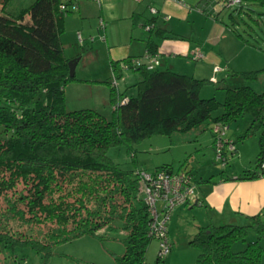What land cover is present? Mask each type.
Listing matches in <instances>:
<instances>
[{
    "label": "trees",
    "instance_id": "1",
    "mask_svg": "<svg viewBox=\"0 0 264 264\" xmlns=\"http://www.w3.org/2000/svg\"><path fill=\"white\" fill-rule=\"evenodd\" d=\"M0 1L4 10L9 0ZM257 1L264 5V0ZM60 3L33 0L16 14H0V125L6 133L0 136V244L8 250L29 246L46 260L57 244L83 235L102 239L101 233L121 228L124 251L114 257L115 264H146L153 237L141 197L138 172L144 169L123 168L106 151L124 146L134 155V145L146 137H170L203 126L210 130L214 122L227 124L248 114V125L237 140L256 136L258 152L255 169L238 178L264 175V89L255 91L244 83L225 87L222 101L200 97L201 87L212 80L169 67L148 68L146 62L131 65V58L141 56L130 55L110 59L111 76L102 81L109 87L110 118L94 108L69 110L65 86L79 79L69 74L72 58L64 55L60 39L64 17L72 11L60 10ZM146 24L153 26L145 52L158 54L153 35H171L156 25V16ZM124 69L135 76L134 94L120 92L113 82L122 78ZM262 72L264 68L232 75L249 81ZM234 153L224 148V163L219 164L224 167ZM161 167L171 166L162 164L151 174ZM6 219L27 229L11 232L4 227ZM196 230L188 240L198 250L195 264H264L262 213L246 216L245 223L231 217ZM250 232L256 238L233 251L232 245L245 241ZM152 264H165L164 257L157 255Z\"/></svg>",
    "mask_w": 264,
    "mask_h": 264
},
{
    "label": "rangeland",
    "instance_id": "2",
    "mask_svg": "<svg viewBox=\"0 0 264 264\" xmlns=\"http://www.w3.org/2000/svg\"><path fill=\"white\" fill-rule=\"evenodd\" d=\"M32 1L9 0L4 5V10L0 1V14H16ZM180 1L182 3L174 0H101L100 4L82 1L78 10L66 15L60 39L64 55L78 58L75 77L79 79L65 86L67 109L94 108L110 118L112 107L108 102L109 87L102 82L111 76L109 60L127 55L142 58L145 53V39L151 34L143 24L152 16H156L158 27L175 33V37L167 40H178L182 37L180 39L184 38L186 45L199 44L207 55L215 58L195 61L192 54H189L190 49L189 52L184 51L183 54L175 56L178 64L180 63V67L177 68L179 73L215 80L201 87L200 97L215 96L222 101L224 91L219 86L225 81L220 78L226 77V74L232 75L231 70L224 72V65L227 63L234 70L264 66L263 4L257 0H242L240 4L242 9L238 11V5L227 7L221 0ZM151 6L161 12L157 15L152 14ZM153 38L158 43V49H161L163 42H167L165 37L153 35ZM169 51L172 52L169 49L164 52L162 50L166 58L172 57ZM164 55L160 56L161 65L155 68L164 69ZM230 78L239 82L237 85L248 83L255 91L264 89V72L249 81L237 75ZM134 81L133 72L124 69L123 76L117 84L120 89L125 88L127 94H134L135 88L132 86ZM219 94L221 96H218ZM246 118H249L248 114L244 115V120ZM197 130L176 132L170 137L165 135L146 137L134 145V155L124 146L110 147L106 154L123 168L137 165L149 173L162 164H169L174 170L191 167L198 179L202 173L214 170L218 173L221 168L233 170L241 169L245 165L246 168L255 169L258 152L256 136L247 137L245 140L239 139L235 144L240 149L232 156H227L228 161L222 167L219 163H213V151L209 147L206 149L200 148L198 144L188 145L187 137H194ZM0 136H6L2 125ZM188 158L189 163L185 165ZM198 213L200 214L198 206L176 207L173 210L166 225L171 249L164 257L165 264H195L198 250L190 245L188 240L196 233V227L201 225L197 221V218L201 219ZM4 227L11 232L27 229L11 219L5 220ZM101 235L102 239L83 235L57 244L52 248V255L46 260L29 246H16L8 250L0 244V264H115L114 257L124 251L125 233L118 228ZM255 238L254 233H248L245 241L238 240L232 245V250L243 249L246 242ZM259 243L263 247L264 262V239ZM158 247V241L152 238L145 251L146 264L155 261Z\"/></svg>",
    "mask_w": 264,
    "mask_h": 264
},
{
    "label": "crops",
    "instance_id": "3",
    "mask_svg": "<svg viewBox=\"0 0 264 264\" xmlns=\"http://www.w3.org/2000/svg\"><path fill=\"white\" fill-rule=\"evenodd\" d=\"M174 1L178 2L177 0ZM159 12L161 11L158 10V13ZM169 32L166 34H174L173 37H175V33H173L172 31ZM170 37L172 36L165 37L166 38L165 41L167 42H163L161 49H158L157 51L159 65H161L162 61H160V56L164 55L163 52L166 49L172 50V52L169 51L172 53V57L166 58L165 55L163 56L164 68L169 67L175 72L179 73V70L177 68L180 67V63L178 64L175 56L183 54L184 51L189 52V49H190L189 54H192V57H194V54L197 52H199L202 55L200 58H195L194 59L195 61L203 60L205 58L207 59L210 58L211 60H215V58L207 55L204 52V50L199 46V44L192 46H190L189 44L186 45L184 42L185 39L184 38L180 39L182 37L178 38V40H169V39L167 40V38ZM122 58H118V59H122ZM259 68H264V66L255 69H259ZM224 70H225L224 72H228V70L245 71V70H254V69L234 70L227 63L224 65ZM230 76L232 75L226 74V77L220 78V80L225 81L224 84L219 86V88L223 89V91L225 87H234V86H238L237 84H239V82L234 81L233 78H230ZM210 80L215 82V80L213 79ZM216 81L218 82L219 79ZM117 88L120 92H123L125 90V88L120 89L119 84H117ZM218 96H221V94H219ZM223 97H224V92L222 94V98ZM218 98L219 97H217V99ZM248 120L249 118H246L244 120V115H243L238 119L227 123L225 135L234 141L235 152H238V150L240 149V147H238L235 144L238 141L237 136L244 132L245 128L248 125ZM196 129L198 130L195 132L194 137L192 138L187 137L189 140L188 145L198 144L200 148L204 147L208 149L209 147L213 151L212 134L208 129V127L206 128L207 130H205L203 127H198ZM246 138H244V140ZM202 153H204V150L202 151ZM212 161H213V154H212ZM187 163H189V158L185 160V165ZM186 170H189L194 176L195 194H196L197 203L192 202L188 204H182L177 207L192 208L194 206H198V211L200 212V214L198 213V215L201 216V219L197 218V221L200 222L199 224H201L198 226L206 225L208 223L217 224L221 220H228L231 217H236L237 221L242 223V221L246 222V216L253 215L256 213H262V217L264 219V175H259L258 177L253 179H239L238 176L243 174L245 171L246 172L253 171V169H249V167L246 168L245 165H243L241 169L235 168L231 170V169L221 168L218 173L215 170L211 171L210 173H202L200 174L199 179L196 178V175L191 167H189V169ZM204 179H208V181H203Z\"/></svg>",
    "mask_w": 264,
    "mask_h": 264
},
{
    "label": "built area",
    "instance_id": "4",
    "mask_svg": "<svg viewBox=\"0 0 264 264\" xmlns=\"http://www.w3.org/2000/svg\"><path fill=\"white\" fill-rule=\"evenodd\" d=\"M60 10L63 12L76 11L82 1H94L100 4L101 0H60ZM140 1V0H138ZM182 3V1L177 0ZM227 7L240 6L242 0H221ZM185 4V3H183ZM152 14H157L158 10L151 6ZM153 24H146L144 27L148 31ZM202 55L197 52L194 58H200ZM147 63L148 68L159 65L158 54L145 52L141 57H133L129 60L131 65H140ZM113 82L116 84L115 79ZM123 98L121 102H124ZM227 124L223 122H214L210 125V132L213 138V160L216 163L223 162V149L232 151L235 149L233 140L225 135ZM261 170L264 172V160L261 162ZM141 182V197L144 201L150 217L149 236L158 241L159 247L157 255L165 257L171 249V243L167 235V221L170 219L173 210L182 204L192 202L197 203L195 194V180L193 174L186 169L174 170L172 167H161L154 173H148L144 170L139 172Z\"/></svg>",
    "mask_w": 264,
    "mask_h": 264
},
{
    "label": "water",
    "instance_id": "5",
    "mask_svg": "<svg viewBox=\"0 0 264 264\" xmlns=\"http://www.w3.org/2000/svg\"><path fill=\"white\" fill-rule=\"evenodd\" d=\"M77 60L78 58H72L68 61L70 76H73L75 74V65L77 63Z\"/></svg>",
    "mask_w": 264,
    "mask_h": 264
}]
</instances>
